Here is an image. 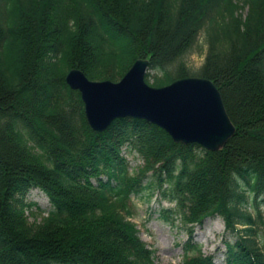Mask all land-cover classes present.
Wrapping results in <instances>:
<instances>
[{
  "label": "trees",
  "instance_id": "16d2710c",
  "mask_svg": "<svg viewBox=\"0 0 264 264\" xmlns=\"http://www.w3.org/2000/svg\"><path fill=\"white\" fill-rule=\"evenodd\" d=\"M146 58L152 87L214 83L236 127L223 148L132 116L90 127L67 73L117 81ZM123 150L142 165L129 171ZM35 189L47 210L27 200ZM156 189L190 238L223 219L225 264H264V0H0V264H155L130 218L132 195ZM190 238L182 264H215Z\"/></svg>",
  "mask_w": 264,
  "mask_h": 264
},
{
  "label": "water",
  "instance_id": "95a60500",
  "mask_svg": "<svg viewBox=\"0 0 264 264\" xmlns=\"http://www.w3.org/2000/svg\"><path fill=\"white\" fill-rule=\"evenodd\" d=\"M148 63L147 59L136 60L118 81H93L77 68L67 73L65 80L80 92L90 127L103 131L115 118L132 116L158 125L176 142L198 143L212 151L220 149L234 133V126L214 83L189 76L152 87L144 80ZM212 118L223 131L219 140L210 143L188 128L206 124Z\"/></svg>",
  "mask_w": 264,
  "mask_h": 264
},
{
  "label": "rangeland",
  "instance_id": "374dc122",
  "mask_svg": "<svg viewBox=\"0 0 264 264\" xmlns=\"http://www.w3.org/2000/svg\"><path fill=\"white\" fill-rule=\"evenodd\" d=\"M241 13L244 15L246 8ZM204 34V31L200 32L194 49L185 56L186 65L193 74L203 64L206 53ZM235 132L236 127L234 126L232 136ZM128 157L132 170L143 163L140 158L131 154H128ZM27 200L35 201L44 210L49 207L48 197L42 191L36 189L29 192ZM132 205L133 216L131 220L136 224L141 239L154 252V263L181 264L184 251L183 245L189 239L187 226L181 222L179 217L174 220V223L169 222L163 216H171V211L164 213L161 211L162 208H173L174 203L161 198L156 189L150 196L145 193L132 196ZM28 217L30 221L39 220L40 218V216H36L33 213L29 214ZM192 240L197 241L201 245V251L204 254H212L214 256L215 264H225V241L233 242L235 235L225 230L221 217H213L205 219L201 226L194 227Z\"/></svg>",
  "mask_w": 264,
  "mask_h": 264
},
{
  "label": "bare ground",
  "instance_id": "6f19581e",
  "mask_svg": "<svg viewBox=\"0 0 264 264\" xmlns=\"http://www.w3.org/2000/svg\"><path fill=\"white\" fill-rule=\"evenodd\" d=\"M189 77V76H186ZM185 78V77H183ZM181 79V78H178ZM177 80V79H176ZM87 119V118H86ZM210 119V118H209ZM88 121V120H87ZM206 124L201 125L202 123L196 124L194 126H189L188 128L195 132V133H200L203 135V138H207V140L211 143L214 142L215 140L221 139V136L223 135V131H221L216 123L214 122L213 118L210 121H206Z\"/></svg>",
  "mask_w": 264,
  "mask_h": 264
}]
</instances>
